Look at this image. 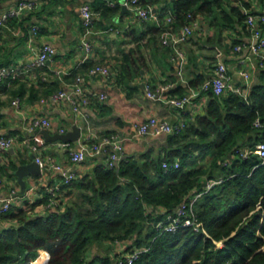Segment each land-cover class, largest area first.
I'll use <instances>...</instances> for the list:
<instances>
[{
  "label": "crops",
  "instance_id": "1",
  "mask_svg": "<svg viewBox=\"0 0 264 264\" xmlns=\"http://www.w3.org/2000/svg\"><path fill=\"white\" fill-rule=\"evenodd\" d=\"M18 1L0 0V16ZM29 1L35 4L33 10L25 11L20 18L11 17L5 23H0V67L15 65L26 69L43 44H50L55 53L44 66L36 69V80L23 77H4L0 80V136L15 138L13 147L0 150V206L3 198L14 196L11 210L25 209L31 216L46 214L49 210L44 209V203L40 201L46 190L59 179L53 170L40 168V174L24 176L25 189L20 193L21 186L15 170L18 163L27 164L31 161L30 155H35L29 147L31 143L38 146V154L43 159L49 158L69 166L79 175L90 172L94 165L103 162L105 154L88 156L82 162L74 163L69 158V150H78L83 142L97 141L110 134L123 138L125 157H138L147 152L150 157H154L163 154L168 146L167 137L172 134L139 136L135 125L149 116H156L171 124L187 123L194 120L196 115L204 113L208 96L201 93L180 110L164 100L150 99L146 94L147 88L158 92L160 85H169L164 92L165 97L186 95L199 86V81L212 75L215 63L225 64L235 83L243 81L241 71L249 72L253 82L258 58L246 46L234 50L236 44H247L250 37L244 23L236 20L233 9L243 15L247 12L264 13V0H223V9L232 17L230 24L220 21L213 24L209 17L198 16L199 29H195L178 46L183 53V60H180L173 46L161 43L158 33L165 16L169 12L173 13L171 0H147L146 6H150L154 13V17L148 19H141L135 13L136 10L131 8L134 14L120 12L121 0ZM83 4H89L98 13L89 32L81 24L80 7ZM102 6L118 8L102 12ZM33 26H36L35 31H32ZM108 27L113 30L103 32ZM180 29L173 27L177 32ZM83 40L91 44V55L85 62L82 61ZM87 63L107 65L109 74L84 76L81 88L87 103L80 113L72 109L66 98L54 100L53 96H32V87L39 89V93L54 88L53 95L59 90L69 92L75 81V72H80L83 64ZM39 79L47 83L55 80V83L38 85ZM21 84L26 86L24 91L20 90ZM101 94L105 97L100 98ZM16 96L20 97L19 109L12 104ZM35 117L50 120L51 127L47 129L51 134L60 133V129L66 132L74 125L79 126L80 137L69 142L67 148L58 145L61 140H45L40 131L43 128L32 132L23 128L24 118ZM25 138L26 142H23ZM207 159L202 158L205 163ZM197 163L194 160L187 161L188 167H195L199 165ZM202 181L206 183L204 177ZM29 188L32 191L26 193ZM194 192L195 189L187 197ZM59 196L64 204L67 198L65 191H61ZM14 221L0 213V229ZM130 243L131 240L111 243L103 240L92 244L85 258L88 260L104 254L108 248L110 254L119 255L134 248ZM45 258L46 253L43 252L39 261Z\"/></svg>",
  "mask_w": 264,
  "mask_h": 264
},
{
  "label": "trees",
  "instance_id": "2",
  "mask_svg": "<svg viewBox=\"0 0 264 264\" xmlns=\"http://www.w3.org/2000/svg\"><path fill=\"white\" fill-rule=\"evenodd\" d=\"M222 2L171 0L174 17L169 26L182 27L198 16L230 24L232 17ZM139 5L148 2L140 0ZM100 8L104 12L118 6ZM233 13L243 24L245 15L237 9ZM260 62L246 98L234 92H204V113L168 136L163 154L127 156L113 167L97 163L90 172L61 184L58 206L44 215L31 216L21 208L2 214L15 221L0 229V264H29L41 249L48 257L40 264H115L117 255L109 252L85 258L89 247L103 240H131L133 247H146L132 264H264V161L252 151L243 155L264 140V126L254 125L256 118L264 124V59ZM94 65L83 64L75 78ZM47 82L39 79L38 85ZM25 87L21 84L20 90ZM31 90L32 96L48 98L55 89ZM200 157L208 158L207 163L188 167V160ZM202 177L220 181L206 190ZM194 189L200 193L194 205L199 230L181 226L159 232L155 223L174 212ZM61 191L67 197L64 204ZM45 195L40 203H46Z\"/></svg>",
  "mask_w": 264,
  "mask_h": 264
},
{
  "label": "built area",
  "instance_id": "3",
  "mask_svg": "<svg viewBox=\"0 0 264 264\" xmlns=\"http://www.w3.org/2000/svg\"><path fill=\"white\" fill-rule=\"evenodd\" d=\"M140 0H123L119 4L131 9L136 10V14L141 19H148L154 17V13L151 11L150 6H141L139 5ZM35 8L33 1L29 0H20L18 3L5 11L0 16V23H5L8 18L15 17L20 18L25 11H30ZM97 12L94 11L89 4H83L80 7V17L81 24L89 32L94 24V21L97 16ZM174 15L173 13H168L163 21V24L160 25L161 32L159 34L160 41L164 45H171L175 48L176 54L179 56L180 60H183L184 56L178 46L195 30L199 29V23L197 19L190 20L187 24L181 27L180 31H174L171 29L169 24L171 23ZM245 27L249 32L250 40L247 44H236L234 50L238 51L244 46H246L251 52H253L258 58V65L261 66V59H264V30L262 24H264V13L262 12H247L244 18ZM36 30V26L32 27V31ZM112 27H108L103 32L112 31ZM116 31V30H115ZM81 48L83 49L84 55L82 61L85 62L90 58L91 44L87 40H83ZM55 53L53 47L50 44H43L36 52L33 62L26 69H20L15 65L12 66H2L0 67V80L4 77L11 78H27L28 80H36L37 72L36 69L45 65L46 61ZM101 73L103 75L109 74V67L104 64H96L91 67L85 74H79L76 76L75 81L72 85V88L69 92L65 90H59L53 96L54 100H59L61 98H66L71 105L72 109L75 112L80 113L82 107L87 103V98L82 92L81 85L84 80L85 75ZM242 82L237 84L233 81L228 68L223 63H215L212 69V75L209 78L203 80L197 88L191 89L189 93L183 96H173L165 97L164 92L169 88V85H160L158 92L152 91L147 88L146 94L152 100H161L165 101L178 109H184L187 104H189L194 97L197 95L212 91L215 95H221L225 92H234L240 95L243 98H246L250 84H251V74L247 71H241ZM105 95L101 94L100 98H104ZM20 99L18 97L12 100V104L19 109ZM185 123L179 122L177 124H171L163 119H159L156 116H149L144 121L139 122L135 125L136 133L139 136H150L157 137L161 135H170L181 131L184 128ZM254 125L264 126L260 122L259 118L254 120ZM51 122L47 118L35 117L31 119L24 118L23 128L26 131L32 132L34 129L39 128H50ZM60 133L63 132V129L59 130ZM28 139V137H26ZM26 138L23 142H26ZM87 143H82L80 149L78 150H69L68 155L72 162L80 163L88 156H95L100 153L105 154L104 164L109 167L116 166L119 161L125 157L124 155V142L123 138L119 137L116 134H110L107 136L101 137L97 141H85ZM15 143V138L13 136H0V150H7L13 147ZM58 145L61 147H69L68 142L59 141ZM32 152L35 153L34 160L39 165L40 168H46L53 170L58 175V181L50 186L46 190V203L44 204V209L49 210L58 204L56 198V192L58 187L63 183L70 182L76 175V172L69 166H65L59 162H53L49 158L43 159L38 154V146L34 143L29 145ZM254 152L258 155L261 161H264V140L259 141L254 145L253 150L243 153L245 156L249 152ZM37 153V154H36ZM162 166L164 168L168 167L167 162L163 161ZM178 166V161L175 160L174 167ZM220 180L209 179L206 181L205 189H209L214 184L218 183ZM1 184V178H0ZM32 191V188H29L26 193ZM200 195L199 192H194L191 196L184 199L172 213H167L162 219L155 223V228L159 232L163 231H175L181 226H190L194 230H199L201 222L198 221L194 205L196 198ZM44 197V195H43ZM14 199V196L5 197L2 199L0 206V213L4 214L10 209V205ZM147 250L144 248H130L128 251L119 254L115 257V264H132L134 260L138 257L141 251ZM43 252L46 253V258L48 253L41 249L39 250L37 256L28 261L29 264H40L43 261H39Z\"/></svg>",
  "mask_w": 264,
  "mask_h": 264
},
{
  "label": "water",
  "instance_id": "4",
  "mask_svg": "<svg viewBox=\"0 0 264 264\" xmlns=\"http://www.w3.org/2000/svg\"><path fill=\"white\" fill-rule=\"evenodd\" d=\"M123 0H121L122 2ZM120 12H127L130 14H134V11L131 10L128 7L121 6ZM136 13V12H135ZM257 80V75L255 74L253 76V82ZM41 133L43 134L45 140L49 141H56V140H61L62 142H74L78 140L80 137L81 133V128L79 126H73L71 130L62 132V133H53L51 134L47 128H43L40 130ZM31 161L27 164H17V169L15 170V174L17 175V180L21 186L20 193H23L25 189V181L23 180L24 176L28 174H40L41 170L39 165L33 160L34 155H30Z\"/></svg>",
  "mask_w": 264,
  "mask_h": 264
},
{
  "label": "rangeland",
  "instance_id": "5",
  "mask_svg": "<svg viewBox=\"0 0 264 264\" xmlns=\"http://www.w3.org/2000/svg\"><path fill=\"white\" fill-rule=\"evenodd\" d=\"M197 164H203V163H205V160H202V158H198V159H196V161H195ZM204 165V164H203ZM109 249V248H108ZM108 249H105V252H109L108 251ZM110 253V252H109ZM115 255H117L118 256V254H115Z\"/></svg>",
  "mask_w": 264,
  "mask_h": 264
}]
</instances>
